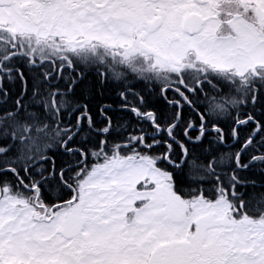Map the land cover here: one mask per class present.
<instances>
[{
	"label": "snow or ice",
	"instance_id": "obj_1",
	"mask_svg": "<svg viewBox=\"0 0 264 264\" xmlns=\"http://www.w3.org/2000/svg\"><path fill=\"white\" fill-rule=\"evenodd\" d=\"M0 264H264V0H0Z\"/></svg>",
	"mask_w": 264,
	"mask_h": 264
}]
</instances>
